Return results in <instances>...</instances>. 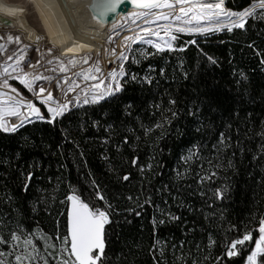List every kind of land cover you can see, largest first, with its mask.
<instances>
[{"label": "trees", "instance_id": "16d2710c", "mask_svg": "<svg viewBox=\"0 0 264 264\" xmlns=\"http://www.w3.org/2000/svg\"><path fill=\"white\" fill-rule=\"evenodd\" d=\"M251 3L225 2L232 11ZM256 11L258 17L264 10ZM257 17L244 30L179 35L173 50L135 46L125 71L137 80L122 79L118 100L71 108L55 125L36 120L15 134L0 132V236L9 240L0 244V259L12 261L13 232L41 248V237H50L56 247L47 251L58 257L68 235L66 197L75 190L87 201L94 179L106 198L97 206L112 205L106 264H245L264 218V21ZM221 132L229 146L213 148ZM189 149L194 155L185 161ZM29 171L25 191L22 173ZM153 218L165 223L154 225ZM248 231L253 241L218 262L225 245Z\"/></svg>", "mask_w": 264, "mask_h": 264}, {"label": "snow or ice", "instance_id": "6c2138e0", "mask_svg": "<svg viewBox=\"0 0 264 264\" xmlns=\"http://www.w3.org/2000/svg\"><path fill=\"white\" fill-rule=\"evenodd\" d=\"M126 2V0H90V3L85 5L94 15L92 16L93 20H97L100 22L101 18L107 17L110 13H116L117 9ZM127 2L131 3L136 9H146L149 10L147 12H133L131 15L134 16H152L153 19L149 21L145 19V24H156L157 30H152L150 27H144L141 29V32L144 33L143 36H126L124 38L125 45L124 47L127 49L130 45L127 42L131 41L135 42H144L152 45L158 52H163L165 49L173 50L172 41L176 40L177 37L173 35V30L178 33H207L212 31L213 28L211 25L215 24V30L219 31L225 25H222L220 22V17H224L227 21V31L231 32L233 29H241L244 30L246 25L249 22L250 18L257 17V9L264 10V0H253L249 6L244 7L239 11H232L225 8V0H218L216 3H200L199 0H127ZM63 7L68 12L69 17L71 18V11L67 3L63 4ZM162 10L167 9V12L164 11H156L152 12L151 10ZM258 19L264 21V11H261L257 17ZM176 21L177 23H169V24H157V21ZM193 21L196 23L193 24ZM202 21H207L208 26H201ZM5 23H8L5 21ZM74 24L75 21L72 20ZM161 31H163L164 36L168 37V39H164L161 36ZM146 37H158L163 42H155L152 39H146ZM4 37H0L3 39ZM15 39L19 42L20 37H12L8 36L9 40ZM41 38L39 36L36 37V40L39 41ZM111 39V38H109ZM190 43L195 44L196 41L192 40ZM2 47V45H0ZM249 47L255 48L254 43L250 44ZM183 50V49H181ZM49 52L53 50L51 48L48 49ZM71 51V49H69ZM113 54H115V50H112ZM255 54L257 56H261L262 51L256 50ZM146 55H153V53H146ZM57 59H61L60 56L56 57ZM119 58L122 60H128L129 57L125 55L124 52L119 53ZM9 60L12 59L11 56L8 57ZM22 59V58H21ZM88 55L82 57H71L68 62L70 64L75 65L78 60H82L84 63H87ZM209 61L215 63V60L212 57H208ZM139 62V61H134ZM36 63H39L37 60ZM261 64H264V59H261ZM19 64V60L17 61V65ZM30 67H34V65H30ZM151 67V66H150ZM9 69L12 72L16 71L15 67L8 65L4 67L3 74H10ZM65 67L63 65V61L61 60V71H65ZM97 72L100 71L99 67L95 69ZM163 72V69H161ZM28 72H21V75H18L16 79H19L21 84H23L30 91H34L33 89V81L36 79H47V77H39L33 76L29 79ZM130 74L125 71L124 66L121 65L119 70H113L108 73V76L111 78V83H108L104 86L103 90L94 92L91 99L87 98V94L85 95V99L83 100V104H99L101 101L107 102L109 99L118 100V93L124 91V85L121 83V79L129 76ZM95 79V77L86 76L85 79ZM130 79L132 81L137 80V76L135 74L130 75ZM242 79H246L243 77ZM144 81L151 84L152 79L149 76H145L143 78ZM100 85L104 84V81L101 80ZM238 84L240 81L237 82ZM5 84L7 85V80H5ZM99 89V85L96 86ZM74 89L69 88V91H73ZM46 89L43 87L39 88V92L37 96L41 99L43 105H48L47 114H42L41 107H38L35 103L31 101H26L24 99H13V97L8 96V104L5 107L2 102H0V132L15 134L19 131V129L23 128L24 125L30 122V117H35L36 120L46 121L50 125H55L58 121V118H68L66 117V113L71 115V109L68 107V104L71 101L66 103H57L51 92H48L46 96L42 95L45 93ZM12 92H17L15 88L12 89ZM5 94H0V96ZM17 95H19L17 93ZM170 103L175 104L176 101L172 100ZM55 104V106H52ZM77 106H79V100H77ZM209 108L212 109L211 102L209 103ZM130 107V105H129ZM26 109V110H25ZM127 111V109H126ZM130 114V113H129ZM250 115V114H249ZM172 116L176 117L177 113L172 112ZM5 117H15L18 120L17 122H9ZM165 119H167L165 117ZM168 123H171V120H168ZM94 124L98 125V121H94ZM162 125L160 123H156L154 127L159 128ZM111 125H108V128H111ZM143 127V125H141ZM231 127V125H228ZM152 129L147 128L146 132H150ZM200 129L198 128L197 131ZM262 138H264V134H261ZM138 139V138H137ZM231 139L230 137H226L225 133L221 132L219 134V139L217 140V144L213 145V148H217V145H224L228 147L229 145L225 144L226 140ZM125 142H127V138L125 137ZM261 149L264 150V144H261ZM219 151V149H217ZM198 151V149H197ZM82 156L83 153L81 152ZM194 153L191 149H189V154L186 157H182L185 161L191 159ZM234 155V154H233ZM264 155V152H262ZM253 159H256L254 156ZM139 157H134L131 163L133 165H138ZM231 159H229V165L231 166ZM151 168V165H148ZM141 171H143V167H141ZM24 176V181L22 187L25 191H28L31 181L33 179L34 173L31 171L27 173H22ZM179 175V173H177ZM215 176L216 173L213 172L211 174ZM123 180L128 181L130 179V174H126L123 177ZM211 179V176L207 177ZM205 178L201 177V182H203ZM91 184L94 186L93 190L88 193L87 201L83 198V193L77 194L74 190L72 194L66 197L67 201L70 202V209L68 211V235L64 236L61 249L58 254V257H53L52 253L48 252V247L55 249V244H48V240L50 237H41V239L45 240L43 248L39 246L35 240L22 238L17 233H11V246L13 250L17 247H20V242L23 239V247L21 248L19 254L14 256L16 264H50L49 258L52 257L55 260V264H106V232L105 226L109 225L112 221L110 219L112 205L107 203L106 208L98 207L97 202L105 201V196L99 191V185H97L96 181L93 179ZM167 187V186H165ZM216 195L219 198H223V193L220 192L219 189L216 190ZM129 200L132 199L131 196L128 197ZM150 199L146 197L145 203H150ZM138 207H143V205H138ZM135 215H140V213L134 212ZM164 213L162 212V215ZM170 215L172 220H179L180 217H177L172 214ZM164 224L165 220L157 221L153 218V224ZM39 231V229H37ZM259 237L254 241V247L249 249V254L246 257V264H264V218L259 220L258 225ZM31 235V234H29ZM70 237V240H69ZM59 238V237H57ZM253 241V235L251 231L244 233L236 239H233L229 242V244L225 245L224 253L217 257L218 262L226 261L228 258L235 257L240 254V252L244 249L246 242ZM215 243L210 240V244ZM0 244H9V240H6L3 236H0ZM70 245V246H69ZM45 252L44 256L40 255L41 251ZM11 255L12 253H8ZM163 255V253H161ZM4 252H0V257L4 256ZM0 264H5V261L0 259ZM157 264H160L157 261Z\"/></svg>", "mask_w": 264, "mask_h": 264}, {"label": "bare ground", "instance_id": "6f19581e", "mask_svg": "<svg viewBox=\"0 0 264 264\" xmlns=\"http://www.w3.org/2000/svg\"><path fill=\"white\" fill-rule=\"evenodd\" d=\"M28 2L35 13L41 31L43 32V36L38 35L41 39L37 41L36 40L37 35L33 32L31 25H26L24 24V22L17 23L16 21L11 20V22H13L14 24L12 28L0 26V37L5 36L3 39H0L2 44L4 40L8 39L6 37V34L12 36V33L22 32L19 34H21L24 39L26 37L25 39L26 45L30 47H34L35 49L40 51L41 54L47 53L52 57L60 56L67 58H71V57L79 58L85 56V54L90 55L92 53L100 52L102 62L106 66H108L112 62V59L115 60L119 59V54L118 55L113 54L112 46H111L112 48L110 46L109 48H106L107 47L106 42L108 41L109 38L107 30L104 29L103 26L93 24V22L90 21L87 13L83 9V0H28ZM64 3H67L69 6V9L71 11V18L69 17L68 12L63 7ZM0 8L3 9L1 6ZM156 11L167 12L168 10L162 9V10H155L152 12H156ZM133 12H138V11L132 10L128 14L130 15L129 17L134 16L131 15V13ZM128 15L126 16L121 15L118 18L117 22L119 23L122 22L123 18H126ZM0 16L3 15L0 13ZM219 19L222 25L225 26L227 25V21L224 19V17H220ZM72 20L75 21L74 24L72 23ZM140 24L141 23H139L136 26L129 27L127 30L120 29L118 31L119 33L118 37H121V39L118 41L119 53L123 52L124 47H121V43L124 41V38L126 36L139 34L133 30H136ZM164 24H169V23H161V25ZM201 24H204L202 26H208L207 21H202ZM211 27L215 28V24L213 23ZM152 30H157L156 26H153ZM162 32H161V36L164 37V33L162 34ZM49 48H51L53 51L49 52L48 51ZM69 49H71V51H69ZM107 50H109L110 53L109 55L107 53ZM41 63L42 61H40L39 64ZM30 65H32V63ZM37 68L38 66L36 68L35 66L29 67L28 71L30 73H34L37 70ZM57 82L58 79L56 78L54 81H51L47 84L51 86L53 84L55 85ZM38 92L39 90H37V93ZM10 95L16 97L17 99H24L26 101H29V99L23 98L22 96L20 97L13 92L10 93ZM36 98L39 97L36 96ZM9 122L18 123V120L15 117H12Z\"/></svg>", "mask_w": 264, "mask_h": 264}, {"label": "rangeland", "instance_id": "374dc122", "mask_svg": "<svg viewBox=\"0 0 264 264\" xmlns=\"http://www.w3.org/2000/svg\"><path fill=\"white\" fill-rule=\"evenodd\" d=\"M225 2H226V0H225ZM0 6L4 9L3 10V9L0 8V13L4 17L8 18L9 20H14L17 23H23L24 22V24H26V25H31V27L33 29V32L37 36L38 35L43 36V32L41 31V28L39 26L38 20H37V18L35 16L34 11L32 10V7L30 6L28 0H0ZM136 17H138V16H136ZM136 17L132 16L130 18V20H125V21H123V23H128L129 26H132V25L134 26L135 25L134 20L136 19ZM156 23L157 24H161V23H177V22L176 21H172V20H169V21L160 20V21H157ZM195 23L196 22L193 21V24H195ZM202 25H204V24H201V26ZM153 26H156V24H145V25H143V27H139L138 26V28L140 30L142 28H144V27H150L152 29ZM138 28L136 30H139ZM223 28H227V27L224 26L221 29H223ZM136 30H133V31H136ZM213 31H217V30H215V28H213L212 31H209L207 33H210V32H213ZM19 33H22V32H19ZM19 33H12V37H16V36L20 37L19 42H17L14 38L12 40L7 39L4 42V45H3L4 47L0 50V88L2 89V91H0V94H5V95L0 96V100L1 101L4 100V99H8V96H12V95H10V93H12V89L13 88H15L17 90V92H15V94L18 93L19 94L18 96H20V97L22 96L23 98H26V99H29L30 97L36 95L37 91H30L23 84H21L19 79H16V77L18 75H21L22 71L23 72L27 71L30 74L29 77H28L29 79H31L33 76L47 77V79H44V80H49L51 82V81H54L57 78L58 74H64V73L65 74H69V73L75 71L76 67L81 66L80 64H78V65L77 64H75V65H73V64L66 65L63 62V65H64L66 70L65 71H61V61L52 60L49 63H47V64L45 63L44 65H42V67L37 69L34 73H30L26 69H28L30 67V64L32 63V61L35 62V63H32V65H34L35 68H36L38 66V64L40 63L39 59L41 57L37 53L33 52L27 46L25 47V44H26L25 39H26V37L24 39L23 36L21 34H19ZM172 34L175 35L176 37H178L177 33L174 30H173ZM183 34H199V33H183ZM8 36H9V34H6L7 38H8ZM164 39H168V37H164ZM153 41L159 42V43L163 42L158 37L155 40L153 39ZM174 42H175V40L172 41V45H174ZM125 43L126 42L124 40L121 43V47H124ZM114 44H116V43H114ZM140 45L141 46H152V45L147 44V43L140 44ZM116 46L118 47V43H117ZM118 49H119V47H118ZM132 50L133 49L128 50L129 51V59L131 57ZM165 50H168V49H165ZM140 52H142V50ZM115 54L118 55L119 51L117 50L115 52ZM126 54H127V52L125 53V55ZM9 56L12 57L11 60L8 59ZM18 60H19V64L17 65V61ZM37 60L39 61V63H36ZM44 60H47V57H44ZM101 61H102V59H101ZM121 61H124V60H121ZM99 64H100V61H98L97 65H99ZM8 65H11L12 67H15L16 71L12 72L11 69H9L10 74L5 75V74H3V69H4V67H6ZM38 70H41V72H42L41 75L38 74V72H37ZM86 76L93 77L94 75L92 74V71H88V72L85 71L84 74H82V75H77L75 77H68L66 79H63V80L59 81L55 85V92L52 94L54 100L57 103H60L58 93H59V90L61 89V86L63 84H66V82H67L68 85H67V88H66V90L64 92L65 94L68 92L69 88L74 89L73 91H71V92H74L77 88H80V87L83 86V89L78 92V94H79L78 96H83L84 95V97H85V95L87 94V98L91 99L90 97H92V95L94 94V91L92 92L91 91V86L88 85V84L91 83V78L85 79ZM122 79H121V83H122ZM5 80H7V85L5 84ZM37 80L39 81V79H36V80L33 81V84H36L38 88L42 87L41 85L44 82H39L37 84ZM33 89L36 90L37 88H33ZM14 98H16V97H14ZM63 98L66 99L64 95L61 96V100ZM84 99L85 98H82L79 101V106L80 105H91V104H83V100ZM36 102H37L36 105L38 107H41L42 114H47L48 105H43L41 99L36 100ZM52 106H55V104H53ZM69 106H71V107H69L70 109L78 107L77 103L75 101L73 102V105H69ZM61 243H62V241H60V249H61ZM22 247L23 246L20 245V247L16 248L15 251H14V255L12 257V261L9 263L8 261H6V259L8 260V258H6L4 260L5 264H16L14 256L16 254H19V252H20Z\"/></svg>", "mask_w": 264, "mask_h": 264}, {"label": "built area", "instance_id": "2783aa9c", "mask_svg": "<svg viewBox=\"0 0 264 264\" xmlns=\"http://www.w3.org/2000/svg\"><path fill=\"white\" fill-rule=\"evenodd\" d=\"M200 3H202V2H200ZM225 6H226V4H225ZM151 11H155V10H151ZM138 12H147V11H138ZM130 15H128L126 18H123V20H122V22H117L116 24H114V25H111L108 29H107V33H108V35H109V38H111V39H109L108 38V41L106 42L107 43V47L106 48H109V46L111 47H113V49L115 50V52L118 50V47L116 46L117 45V43H118V41L121 39V37H118V35H119V33H118V31L120 30V29H122V30H127L129 27H132V26H129L128 25V23H123V21H125V20H130L129 18H131V17H129ZM129 17V18H128ZM136 17V16H135ZM145 19H148L149 21H151L152 19H153V17L152 16H149V17H145V16H138V17H136V19L134 20V23H135V25L134 26H136V24L138 25L139 23H141L140 25H139V27H143V25H145ZM155 31V30H154ZM136 32L137 33H139V34H137V35H132V36H143L144 35V33L143 32H141V30L139 29V30H136ZM162 32V31H161ZM177 33V36H179V35H182L183 33H178V32H176ZM2 34V33H1ZM162 34H163V32H162ZM117 35V36H116ZM113 36H115V37H113ZM163 37V36H162ZM164 37H166V36H164ZM146 39H157V37H146ZM7 40V39H6ZM6 40H4V42L6 41ZM3 41V40H2ZM4 42H3V44L1 43V40H0V45H2V47H0V50L4 47L3 45H4ZM114 43H116V44H114ZM140 44H144V42H135V43H133V42H131V41H129V43H128V45H130L127 49L124 47L123 48V52L124 53H126L127 52V54H126V56H128L129 57V51L128 50H130V49H133L135 46H138V45H140ZM28 47V48H30L33 52H35V53H37L38 55H40V61H42V63L41 64H38V68L37 69H39L40 67H42V65H44L45 63L47 64V63H49L50 61H52V60H58V61H63L66 65H69L70 63L68 62V60H69V58H67V57H61V59H57L56 57H52L51 55H49V54H47V53H43V54H41V52L40 51H38L37 49H35L34 47H30V46H28V45H26L25 44V47ZM111 47V48H112ZM107 53H108V55L110 54L109 53V50H107ZM44 57H47V60H44ZM122 59H118V60H115V59H112V62L108 65V66H106V65H104V63L101 61V53L99 52V53H92V54H90V55H88V59H87V63H84L82 60H78V62L76 63L77 65L78 64H80L81 66H79V67H76V70L75 71H73V72H71V73H69V74H58V76H57V79H58V82L59 81H61V80H63V79H66V78H68V77H75V76H77V75H82V74H84V72L85 71H92V74L94 75L93 77H95V79H91V83L90 84H88V85H90L91 86V91L93 92H97V91H101V90H103V88H104V86H106L108 83H111V78L108 76V73L109 72H111V71H113V70H119V68H120V66L121 65H123L124 66V69H125V65H126V63L128 62V60H124V61H121ZM97 61V62H96ZM98 61H100V64L99 65H97V63H98ZM32 63H35L34 61H32ZM97 65V66H96ZM97 67H99V69H100V71L99 72H97L95 69L97 68ZM26 70H28V69H26ZM95 70V71H94ZM27 72V71H26ZM38 72V74H42V72H41V70H38L37 71ZM95 72V73H94ZM56 76V75H55ZM101 80H103L104 81V84H102V85H100V81ZM39 82H44L41 86L43 87V88H45L46 89V91H45V93L43 94L44 96H46L47 95V93L48 92H51L52 94L55 92V85L58 83H56L55 85L53 84V85H51V86H49L47 83H49L50 81L49 80H44V79H39V81L37 80V84L39 83ZM67 82H66V84H63L62 86H61V89L59 90V93H58V95H59V100H60V103H66V102H68V101H71V103H69L68 104V107H71V106H69V105H73V102L75 101L76 103H77V100H81L82 98H85L84 97V95L83 96H78L79 94H78V92L80 91V90H82L83 89V86L82 87H80V88H77L74 92H71V91H69L68 90V92L65 94L64 92H65V90H66V88H67ZM97 85H99V89H97L96 88V86ZM33 88H37L36 90H34V91H37L39 88L37 87V85L36 84H33ZM0 91H2V89L0 88ZM64 93V94H63ZM62 95H64L65 96V98L66 99H62L61 100V96ZM36 96H37V93H36ZM36 96L34 95V96H32V97H30L29 98V101H31V102H33V103H37L35 100H38V99H40V98H36ZM11 97H14V96H11ZM38 97V96H37ZM91 98V97H90ZM14 100L15 99H17V98H13ZM1 101V100H0ZM2 103H3V105L6 107L7 106V104H8V99H4V100H2L1 101ZM7 120H11V118L12 117H5ZM30 119V122H28V123H26L24 126H26V125H28L29 123H32L33 121H36V119H35V117L33 116V117H30L29 118Z\"/></svg>", "mask_w": 264, "mask_h": 264}, {"label": "water", "instance_id": "95a60500", "mask_svg": "<svg viewBox=\"0 0 264 264\" xmlns=\"http://www.w3.org/2000/svg\"><path fill=\"white\" fill-rule=\"evenodd\" d=\"M199 2L202 3H216L218 2V0H199ZM90 0H83V9L85 10V12L87 13L90 21L93 22V24L96 25H101L104 27V29H108L111 25H114L117 23L118 18L123 15L126 16L128 15L132 10H137V11H149L146 9H136L131 3L126 2L124 4H122L118 9L116 13H110L107 17L105 18H101L100 22H97V20H93L92 16L94 15V13H92L88 8L85 7V5L89 4ZM156 10V9H153ZM5 21H7L8 23H5ZM0 26L2 27H11L14 26L13 22H11V20L7 19L6 17L0 16ZM70 209V202L68 201V209H67V225H68V211ZM107 226V225H106ZM105 226V229H106ZM70 240V237H69Z\"/></svg>", "mask_w": 264, "mask_h": 264}]
</instances>
